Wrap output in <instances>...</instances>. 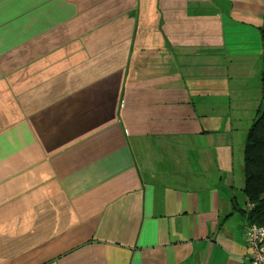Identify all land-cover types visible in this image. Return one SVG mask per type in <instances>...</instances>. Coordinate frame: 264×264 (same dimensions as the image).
<instances>
[{"label":"crops","instance_id":"1","mask_svg":"<svg viewBox=\"0 0 264 264\" xmlns=\"http://www.w3.org/2000/svg\"><path fill=\"white\" fill-rule=\"evenodd\" d=\"M263 27L264 0H0V264H252Z\"/></svg>","mask_w":264,"mask_h":264},{"label":"trees","instance_id":"2","mask_svg":"<svg viewBox=\"0 0 264 264\" xmlns=\"http://www.w3.org/2000/svg\"><path fill=\"white\" fill-rule=\"evenodd\" d=\"M260 33L264 40V27ZM259 87V106L244 133L241 148L242 192L246 202L240 211L257 221L253 223L264 224V66L260 71Z\"/></svg>","mask_w":264,"mask_h":264},{"label":"built area","instance_id":"3","mask_svg":"<svg viewBox=\"0 0 264 264\" xmlns=\"http://www.w3.org/2000/svg\"><path fill=\"white\" fill-rule=\"evenodd\" d=\"M245 237L251 250V263L264 264V227H252L250 232L245 234Z\"/></svg>","mask_w":264,"mask_h":264},{"label":"rangeland","instance_id":"4","mask_svg":"<svg viewBox=\"0 0 264 264\" xmlns=\"http://www.w3.org/2000/svg\"><path fill=\"white\" fill-rule=\"evenodd\" d=\"M258 79H259V77H258ZM242 186H241V190H242ZM243 217L245 219L244 234L249 233L252 227H256V228H262V227H264V224H256V223H253V220L255 222H257V221L255 219H253L252 217L251 218H248L247 213L245 215H243Z\"/></svg>","mask_w":264,"mask_h":264}]
</instances>
